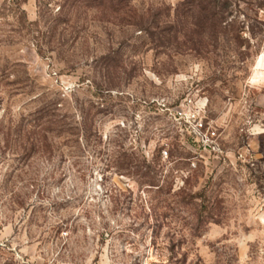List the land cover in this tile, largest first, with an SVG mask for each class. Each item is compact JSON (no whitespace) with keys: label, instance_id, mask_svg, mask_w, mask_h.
<instances>
[{"label":"rangeland","instance_id":"rangeland-1","mask_svg":"<svg viewBox=\"0 0 264 264\" xmlns=\"http://www.w3.org/2000/svg\"><path fill=\"white\" fill-rule=\"evenodd\" d=\"M181 4L0 0V264H264V0Z\"/></svg>","mask_w":264,"mask_h":264},{"label":"trees","instance_id":"trees-1","mask_svg":"<svg viewBox=\"0 0 264 264\" xmlns=\"http://www.w3.org/2000/svg\"><path fill=\"white\" fill-rule=\"evenodd\" d=\"M95 1V0H94ZM98 0H96L97 2ZM201 1H207L209 5H212V1L215 2L216 0H182V9L180 11V15L181 17H186L185 14L187 12H189L190 10H192L194 7L198 6L197 2H201ZM125 3V0H115V11H119L122 8V5ZM222 7H226V6H222ZM216 7H209L206 9H204V11H206L205 15L203 16V19L207 20L210 22L209 27L211 30V37H213L214 39H217L219 37V35L224 32L222 30V28H218V23H220V15L222 14L221 10H215ZM221 12V14H220ZM169 16V14H167V17ZM222 17V16H221ZM134 19H137L138 17L136 15L133 16ZM134 24H137V22H133ZM234 34V33H233ZM239 32H235L233 36L234 41L239 39Z\"/></svg>","mask_w":264,"mask_h":264},{"label":"clouds","instance_id":"clouds-1","mask_svg":"<svg viewBox=\"0 0 264 264\" xmlns=\"http://www.w3.org/2000/svg\"><path fill=\"white\" fill-rule=\"evenodd\" d=\"M258 61H264V53H261V55L258 57ZM247 83H248V86L252 88L264 86V81H256L252 78H249Z\"/></svg>","mask_w":264,"mask_h":264},{"label":"built area","instance_id":"built-area-1","mask_svg":"<svg viewBox=\"0 0 264 264\" xmlns=\"http://www.w3.org/2000/svg\"><path fill=\"white\" fill-rule=\"evenodd\" d=\"M201 121H202V120H201ZM199 125H200L201 130L204 129V127H203V123H202V122H200Z\"/></svg>","mask_w":264,"mask_h":264}]
</instances>
